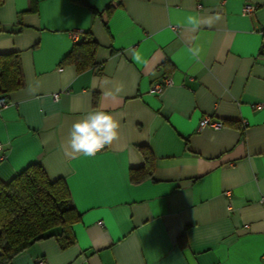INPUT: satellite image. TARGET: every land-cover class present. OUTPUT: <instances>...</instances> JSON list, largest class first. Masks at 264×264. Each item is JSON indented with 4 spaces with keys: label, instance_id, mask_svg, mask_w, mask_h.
<instances>
[{
    "label": "crops",
    "instance_id": "obj_1",
    "mask_svg": "<svg viewBox=\"0 0 264 264\" xmlns=\"http://www.w3.org/2000/svg\"><path fill=\"white\" fill-rule=\"evenodd\" d=\"M73 31L96 40L82 69L65 60ZM8 51L22 83L1 95L0 181L37 161L79 213L72 242L38 239L12 264H264V0H0ZM98 108L119 138L68 154L73 122ZM205 115L223 125L199 127ZM140 145L151 174L132 181Z\"/></svg>",
    "mask_w": 264,
    "mask_h": 264
},
{
    "label": "trees",
    "instance_id": "obj_2",
    "mask_svg": "<svg viewBox=\"0 0 264 264\" xmlns=\"http://www.w3.org/2000/svg\"><path fill=\"white\" fill-rule=\"evenodd\" d=\"M95 47L92 34L82 32L65 60L82 69L92 63ZM21 83L18 53L0 52V96ZM139 148L148 169L137 172L138 168H131L132 181L151 174L150 149L145 145ZM78 217L65 180L49 178L37 161L29 163L9 180L0 181V264H12L16 254L36 240L54 234L61 236L62 245L69 244L73 241L70 228Z\"/></svg>",
    "mask_w": 264,
    "mask_h": 264
},
{
    "label": "clouds",
    "instance_id": "obj_3",
    "mask_svg": "<svg viewBox=\"0 0 264 264\" xmlns=\"http://www.w3.org/2000/svg\"><path fill=\"white\" fill-rule=\"evenodd\" d=\"M186 23L193 30L201 26V20L195 15L186 17ZM188 51L193 57L199 59L201 48L197 45L190 47ZM134 60L137 63L143 62V57L139 53H134ZM117 92L121 89L117 88ZM119 121L108 111L98 108L89 111L86 115L73 122L67 146L70 155L82 154L86 157L94 156L97 152L119 138Z\"/></svg>",
    "mask_w": 264,
    "mask_h": 264
},
{
    "label": "built area",
    "instance_id": "obj_4",
    "mask_svg": "<svg viewBox=\"0 0 264 264\" xmlns=\"http://www.w3.org/2000/svg\"><path fill=\"white\" fill-rule=\"evenodd\" d=\"M253 8H254V5L251 4V3H245L243 5V10L245 12H250V11L253 10ZM71 35H72V38L74 40H78L80 38V32L79 31H73L71 33ZM164 82L165 83H169L170 82V78L169 77H165ZM161 86H162V84H154L152 86V90L159 91ZM56 96H57V94L54 93V97H56ZM5 104L6 103H5L4 96H0V107L4 106ZM222 125H223V121L222 120L213 119L209 115H205L202 118H200L199 123H198L199 127L211 126V127H214V128H219ZM0 148H1V143H0ZM3 157H4V153H0V159H2ZM262 198L264 199V195L262 196ZM99 223H101V221H99ZM32 263H34V264H45V260H44L43 257L37 256V257H34L32 259Z\"/></svg>",
    "mask_w": 264,
    "mask_h": 264
}]
</instances>
